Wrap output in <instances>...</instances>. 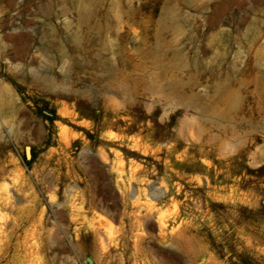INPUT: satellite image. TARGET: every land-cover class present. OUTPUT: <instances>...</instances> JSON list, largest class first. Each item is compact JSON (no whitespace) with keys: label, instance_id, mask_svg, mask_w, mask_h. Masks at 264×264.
<instances>
[{"label":"rangeland","instance_id":"obj_1","mask_svg":"<svg viewBox=\"0 0 264 264\" xmlns=\"http://www.w3.org/2000/svg\"><path fill=\"white\" fill-rule=\"evenodd\" d=\"M88 1L0 0V264H264V0Z\"/></svg>","mask_w":264,"mask_h":264},{"label":"bare ground","instance_id":"obj_2","mask_svg":"<svg viewBox=\"0 0 264 264\" xmlns=\"http://www.w3.org/2000/svg\"><path fill=\"white\" fill-rule=\"evenodd\" d=\"M91 4H92V1L80 0V2H79V13H80V16H81V20H85L89 16L90 9H91ZM71 38H72V41L77 42L79 40V34H78V32L72 33L71 34ZM58 47L60 48V46H58ZM36 74L39 75V76L37 75V77H39L43 82H45L48 85H52V83L54 82V78L48 76L47 73L43 75V73H41L40 71H38V72H36ZM193 102H196V101H193ZM215 104H213L212 107L210 108V110H208V112L206 113V116H207L206 118L209 119V120H211V121H213V122H217V118H216V105ZM182 105L188 107V106H191L192 104L191 103L184 102ZM11 112H12V110H11ZM12 116H13V114H12ZM7 124L9 125V122H7ZM217 124H219V122Z\"/></svg>","mask_w":264,"mask_h":264},{"label":"water","instance_id":"obj_3","mask_svg":"<svg viewBox=\"0 0 264 264\" xmlns=\"http://www.w3.org/2000/svg\"><path fill=\"white\" fill-rule=\"evenodd\" d=\"M25 157H26V159H29V157H30V147L29 146H26V148H25ZM153 199H157V198L155 197ZM88 262L91 263L90 259L88 260Z\"/></svg>","mask_w":264,"mask_h":264}]
</instances>
